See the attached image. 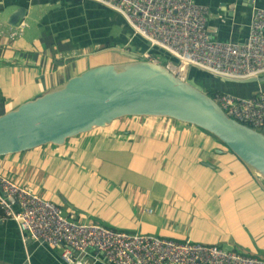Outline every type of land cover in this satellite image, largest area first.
Listing matches in <instances>:
<instances>
[{
    "label": "crops",
    "instance_id": "obj_1",
    "mask_svg": "<svg viewBox=\"0 0 264 264\" xmlns=\"http://www.w3.org/2000/svg\"><path fill=\"white\" fill-rule=\"evenodd\" d=\"M195 1L208 8L209 32L220 40H243L251 10L264 6V0ZM18 5L24 7L19 33L13 38L0 33V113L87 67L125 60L123 51H159L148 48L116 11L93 0H0L4 32L14 27L7 19ZM243 83L250 85L246 95L264 88V79ZM125 119L105 127L110 132L105 136L113 141L92 133L93 128L61 146L1 154L0 174L57 203L75 220L217 244L264 258L261 178L195 126L182 123L179 130H167L172 139L151 141L145 136L149 127L136 129L132 120V126L121 127ZM201 135L205 137L199 140ZM135 144L147 148L145 156L154 149L153 158L143 160L142 155L136 164L129 158ZM112 156L126 160L124 167ZM149 166L153 173L146 172ZM128 170L130 177L123 175ZM61 249L23 239L14 221L0 216V264H63ZM87 259L88 264H112L92 248Z\"/></svg>",
    "mask_w": 264,
    "mask_h": 264
},
{
    "label": "built area",
    "instance_id": "obj_2",
    "mask_svg": "<svg viewBox=\"0 0 264 264\" xmlns=\"http://www.w3.org/2000/svg\"><path fill=\"white\" fill-rule=\"evenodd\" d=\"M93 1L116 11L148 48L156 47L167 55L160 62L158 56L145 49L135 52L139 58L162 63L182 79L188 78L189 66L236 80L264 74V6L251 10L245 38L235 41L212 38L207 26L208 8L195 0ZM23 23L19 18L14 27L5 32L0 29V33L13 38ZM210 97L227 116L264 130V88L246 96L213 90ZM0 209V216L12 219L23 239L62 245L63 264H88L91 248L112 264H264L263 257L217 244L75 220L65 215L57 203L3 174Z\"/></svg>",
    "mask_w": 264,
    "mask_h": 264
},
{
    "label": "water",
    "instance_id": "obj_3",
    "mask_svg": "<svg viewBox=\"0 0 264 264\" xmlns=\"http://www.w3.org/2000/svg\"><path fill=\"white\" fill-rule=\"evenodd\" d=\"M24 14L16 6L7 22ZM127 60L96 64L0 113V155L62 144L125 116H164L190 123L219 139L262 182L264 134L227 116L192 77L182 79L164 64L123 51ZM223 81L253 82L257 77Z\"/></svg>",
    "mask_w": 264,
    "mask_h": 264
},
{
    "label": "rangeland",
    "instance_id": "obj_4",
    "mask_svg": "<svg viewBox=\"0 0 264 264\" xmlns=\"http://www.w3.org/2000/svg\"><path fill=\"white\" fill-rule=\"evenodd\" d=\"M5 9H7V6L5 7ZM158 55H160V54H158ZM124 59L127 60L128 58L125 57ZM160 62H162V61H160ZM192 67L193 66H189L188 72H190V69H192ZM191 74H193V75H191ZM187 77H192L194 79V81L196 83H198L201 86L202 90L205 92L214 89V90L232 92L236 95H246L250 89L249 83H243V82H238V81L219 80V78L217 76L211 75V74H206L205 72H203L197 68L195 69V73L190 72V75L188 74ZM209 87H211V88H209ZM123 118H126L125 120H127V121L126 122L122 121L123 123L121 124V127H125V125H127V124L132 126V122H136L133 127L136 129H139V130L143 129L144 131H148L146 127H149L150 128L149 129V131H150L149 135H146V133H145V136H147L148 139H150L151 141H152V139L153 140H155V139L156 140H161V139H163V140L169 139L170 140V139H172L173 136L171 135V133H167V130H169V131L170 130L171 131L172 130H179L178 128L182 124V122H180L176 119H169V118L164 117V116H155V117L154 116H135V117L132 116L130 119H128V117H123ZM128 120H130V121H128ZM131 120H132V122H131ZM158 129H160L161 132L155 131ZM94 130L95 131L92 130L91 132L92 133L99 132L100 134L103 135V137L106 135V133L107 134L110 133L108 131V129H105V128L101 129V128L96 127ZM154 132H160V133H154ZM199 133H200V131H198L197 134H199ZM263 133H264V131H263ZM139 134L141 136L142 133L140 132ZM204 137L205 136L201 135V137H199V140H202ZM105 138H106V140L113 141V139H111V136H105ZM56 145L61 146V144H56ZM221 146H224V145L220 143L219 147H221ZM151 147H153V146L151 145ZM134 148H135L134 150H130V153H133V155H131L129 158L131 160H133L135 158L136 164H140L142 162L141 161L142 155H143V160H149V159L153 158L151 156L154 155V152H156L154 149L150 148V146H149V148H150L149 150L151 152L148 156H145L144 152H145V149H147V148L143 149V147L140 144H135ZM140 150H142V151H140ZM75 152L77 154V150ZM99 154L102 155L104 159L106 158L105 152L100 150ZM218 155H220V154H216V156H218ZM110 158L111 159L113 158L120 163V165H118V167H122V166L124 167V165H125L124 163L126 162V160L119 158V157H116V156H112ZM106 159H109V158H106ZM202 161L208 162V159L202 160ZM71 166H72V164H71ZM152 168H153L152 166H149V170H148V168H146L145 170H146V172L153 173ZM128 171H129V173H128ZM128 171L126 173H123V175L129 176L131 171L130 170H128ZM136 171L137 170H135V172Z\"/></svg>",
    "mask_w": 264,
    "mask_h": 264
},
{
    "label": "trees",
    "instance_id": "obj_5",
    "mask_svg": "<svg viewBox=\"0 0 264 264\" xmlns=\"http://www.w3.org/2000/svg\"><path fill=\"white\" fill-rule=\"evenodd\" d=\"M161 50H159V51H156V50H152L151 51V54L152 55H156L158 52H159V54H160V61H162V62H164V60L165 59H167L166 58V54H161V52H160ZM195 67L193 68L192 67V69H190V72L191 73H195ZM190 72H188V70H187V75L189 74L190 75ZM191 75H193V74H191ZM213 90L214 89H212V90H209V91H206V93L209 95V96H211V93L213 92ZM0 101H3V97H2V95L0 94ZM125 117H132V116H125ZM155 117V116H154ZM167 118H169V119H172V118H170V117H167ZM185 124H188V125H192V124H190V123H185ZM192 126H195V125H192ZM196 128H198V129H200V130H202V131H204L207 135H208V137H210L212 140H214V141H216V142H219V143H221V144H223L219 139H217L213 134H211V133H209V132H207L206 130H203V129H201V128H199V127H197V126H195ZM263 131L264 130H261L260 132H262L263 133ZM264 134V133H263ZM224 145V144H223ZM225 146V145H224ZM226 147V146H225ZM227 148V147H226ZM0 214H1V209H0Z\"/></svg>",
    "mask_w": 264,
    "mask_h": 264
}]
</instances>
